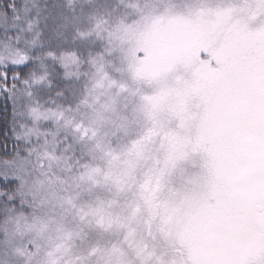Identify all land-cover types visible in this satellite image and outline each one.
<instances>
[{
  "label": "snow or ice",
  "instance_id": "obj_1",
  "mask_svg": "<svg viewBox=\"0 0 264 264\" xmlns=\"http://www.w3.org/2000/svg\"><path fill=\"white\" fill-rule=\"evenodd\" d=\"M0 264H264V0H0Z\"/></svg>",
  "mask_w": 264,
  "mask_h": 264
}]
</instances>
